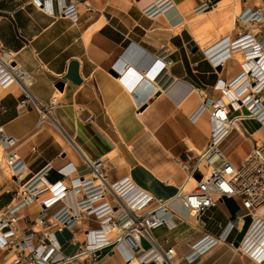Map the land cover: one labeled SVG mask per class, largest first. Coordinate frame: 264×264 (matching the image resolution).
<instances>
[{"label":"crops","instance_id":"1","mask_svg":"<svg viewBox=\"0 0 264 264\" xmlns=\"http://www.w3.org/2000/svg\"><path fill=\"white\" fill-rule=\"evenodd\" d=\"M153 1L67 0L68 4L75 3L78 11V19L74 20L58 11L56 0H53L48 11L34 0H0V52L25 68L33 79L29 89L36 103L24 102L26 96L19 85L0 89V124L5 127L6 133L18 139V149L27 164L28 176L38 173L49 164L57 168L69 162L77 166L80 175L89 172L83 159L86 155L78 151L71 155L57 140L56 135L61 132L51 121L53 117L60 116L57 111L64 107L73 114V138L81 145V149L90 154V157L86 156L88 159L94 160L114 152V158L106 167L110 181L124 174L130 175L139 187L157 199L164 200L174 197L180 187L185 185L188 174L179 160L186 153L198 156L207 149L210 141L209 115L206 113L193 123L187 111L179 106L182 101L178 103L174 98L166 99L159 91L141 109L153 114L148 127L125 140L109 111V105L115 103V98L112 88H105L107 73L116 75L112 62L120 50L136 42L165 62H171L157 77L162 88L169 87L177 78H181L198 87L201 93L216 96L219 92L214 89L215 84L219 79L229 80L236 76L242 70L241 61L232 58L214 68L202 47L228 34L235 37L240 30L264 35V23L245 25L238 22L239 14H236L238 1L242 11L249 7L264 8V0H233L228 2L227 8L220 7L226 0H180L179 4L173 3L183 15L194 11L193 8L202 3H211V9L206 12L205 24H212L207 25L202 33L198 32L204 26L201 13L178 20L174 27L164 11L169 8H162L163 3L160 4L161 11H155L154 14L149 12ZM98 24L97 29L90 33ZM195 46H198V50L193 52ZM58 83H63L62 89L58 88ZM58 91L62 95L58 104H55L53 99ZM199 93L196 92L187 105L191 110L201 103ZM40 103L49 106L52 116L43 123V128L39 124ZM251 122L257 123L255 120L242 121V131L235 129L228 138L235 137L234 149L231 152L225 150V153L236 164L245 160L258 138L255 133L261 127L253 129ZM183 128L202 144L200 151L181 136L179 131ZM126 130L130 131L128 128ZM148 130L152 133L151 137ZM102 141L106 142L104 146H100ZM90 142L95 144L89 145ZM246 142H250L248 152L241 154L239 148ZM236 152L240 154L239 157L235 155ZM60 177L55 169L51 171V180ZM10 178L14 184L7 181L0 186V217L4 209L18 199L14 191L19 181L12 174ZM174 208L179 213V217H176L178 226L172 230L160 227L153 231L156 241L164 249L175 246L180 240L199 231L217 235L229 220L234 219L237 213H242L239 197H225L199 219L188 215L178 204ZM39 211L38 207L26 211L25 218L20 220L17 228L23 231L35 225L33 221ZM92 225L96 226V223L92 222ZM251 226L252 218L249 216L236 220L229 240L207 252L199 263L261 264L247 255L236 253L237 247L231 245L239 243ZM72 231L80 234L82 229ZM143 241L144 246L148 247L150 243ZM70 244L66 254L71 255L77 244L75 247L71 241ZM10 252L8 248L0 250V264L5 262ZM103 253L105 255L100 258L99 264H128L118 253H110V249ZM183 262L182 257L176 260V264ZM77 264H85V261L78 258Z\"/></svg>","mask_w":264,"mask_h":264},{"label":"built area","instance_id":"2","mask_svg":"<svg viewBox=\"0 0 264 264\" xmlns=\"http://www.w3.org/2000/svg\"><path fill=\"white\" fill-rule=\"evenodd\" d=\"M34 2L48 11L53 0ZM56 3L59 12L78 19L75 3L68 4L67 0H56ZM237 20L245 25H260L264 23V8H246ZM239 51H244L246 63L264 66V35L240 30L235 37L228 34L219 39L211 55L203 52L212 66L217 68ZM14 62L7 54L0 52V89L19 85L26 96L24 102L36 103L29 89L33 81L31 73ZM170 63L165 62L160 72ZM112 68L115 71L114 65ZM214 89L219 94L213 97L205 95L198 111L190 117L196 123L204 114L209 115V145L198 156L186 153L179 160L188 174L187 182L174 197L165 200L157 199L139 187L130 176L110 181L106 172V167L112 161L109 153L94 160L84 157V164L89 169L86 175H80L77 166L69 162L57 168L49 164L28 176L27 164L18 149V139L6 133L5 127L0 124V147L4 161L12 171L13 178L19 181L14 191L18 199L4 209L0 217V250L11 249L3 264H77L78 258L85 264H99L107 249H110V253H118L128 264L134 259L141 264H176L178 257H182L184 264H206L199 263V260L214 247L229 240L236 220L249 216L252 218L250 229L264 228V139H255L249 155L241 164L233 162L221 150V145L233 130H239L237 125L242 121L255 120L264 128V73L249 70L229 80L219 79ZM196 91L198 93L200 89L196 87ZM40 105L39 124H42L51 115H46L50 114L49 106ZM54 169L61 175L55 181L50 179ZM129 184L130 191H135V194L132 196L126 191L129 196L125 197L118 189ZM66 197L70 200L73 198V202L68 203ZM225 197L241 198L242 213H237L235 220H229L219 234L199 231L168 249L156 241L154 230L160 227L172 230L178 226L176 217H179V213L174 208L175 204L185 209L191 217L199 219ZM33 207L40 210L33 221L35 225L20 231L17 224ZM37 225L41 229H37ZM53 227L82 229L85 239L79 241L75 237L77 256L64 254L57 258L61 244L53 241ZM245 239L246 236L238 246L231 243L234 248L237 247L235 252L264 264L260 251H240ZM143 240L150 243L148 247L144 246ZM44 254L46 256L42 258Z\"/></svg>","mask_w":264,"mask_h":264},{"label":"bare ground","instance_id":"3","mask_svg":"<svg viewBox=\"0 0 264 264\" xmlns=\"http://www.w3.org/2000/svg\"><path fill=\"white\" fill-rule=\"evenodd\" d=\"M165 1L166 0H154L153 1L154 4L153 6H151L149 12L151 14H154L155 11H161L160 4ZM229 1L231 2L233 0H226L222 2L220 4V7L225 8ZM174 2L175 1L173 0V3ZM237 5L238 6L236 9V14L240 15L243 11V10L241 11L240 9V1L237 2ZM164 11L174 27L175 24H177L178 20L180 19L184 20L190 18V16L192 15L193 16L196 15L194 11L188 12L183 15V13H181V11L174 6ZM99 25L100 24L92 28L90 33L95 31ZM215 43L207 47L203 46L202 47L203 51L204 52L206 51L209 55H211L212 51L215 48ZM244 51H239L232 55L233 58H237L239 59V61H241L240 63L242 70L237 75H240L243 72H247L249 70L250 71L255 70L258 71L259 73L261 72L264 73V66H258V65L254 66L245 62L244 53H243ZM112 63L115 66V71H117L118 75L116 76L107 73L108 80L105 81V88L107 89L111 87L113 90L115 103L109 105V111L111 113V116L114 120L116 127L120 130L125 140H129L131 134L134 135L140 130H143L146 127H148L147 124L149 123L148 122L149 118L152 117L153 114L150 111H142L141 109L145 106V104H147V101H150L159 91H162V95L166 99L174 98L178 103L182 101V103L179 104V106L184 108L190 116H192L193 114H195V112L198 111L200 104L202 103V100L206 95L199 91L200 93L199 92L198 93L200 94L201 103H199V105L195 109L191 110L190 108H188L187 107L188 103L197 92V91L195 92L196 86H194L192 83H190L187 80L177 78L172 83V85H170L165 89L162 88V86L157 81V77L161 73L160 69L165 65V61L136 42L120 50L117 58ZM184 88L186 89V94H184L185 92ZM61 95H62L61 91H58L56 93L53 99V102L55 104H58ZM45 110L48 111L47 109ZM46 115L50 116V114L48 113H46ZM52 122L61 132V134H57L56 137L57 140L60 142V144L66 149V151H69L71 155H74L73 154L74 151H78L79 153L82 152L87 157H90L89 156L90 154L87 151L81 149V145L73 138V126H72L74 122L73 119H66L63 118L62 116H59L53 118ZM44 126L45 125L42 123V125H40V128H43ZM237 127L239 128L240 131H242V127L240 125H237ZM126 128H128L130 131H127ZM258 131L259 132L255 133V136L264 139V128L261 127L260 130ZM179 133L192 147L196 148L199 151L201 150L202 144L196 138L190 135L189 132L187 133L184 128L181 131H179ZM151 134H152L151 131L148 130V135L150 137ZM152 138L153 140H155V143L158 144L156 138L154 136ZM249 143L250 142L248 143L246 142L239 148L241 154L243 153L246 154L248 152L249 149L248 146L250 145ZM131 148L134 149V146L132 145ZM3 154H4L3 151L0 149V163L4 162ZM113 154L114 152L110 153L112 159L114 158ZM68 159H65L64 161L67 162ZM123 165L126 166V163L123 162ZM52 167L54 166L52 165ZM126 176H130V175L127 174L123 175L124 178ZM129 187L130 184L125 187L120 186L118 190L120 191V193H123L122 195H125V197L129 196L128 194H126V191L129 192V194H132V196H134L135 191H130ZM66 200L68 201V203H70L71 201L73 202V198L72 200H70L69 197H66ZM54 231H55V238H53V241L55 242V244L57 243L61 244V248H59L60 254L57 255V258L62 257L64 254L68 252L67 247L71 246L70 239L72 237H76L77 240L79 241H83L85 239L84 232L80 234H76L72 230L64 229V228L62 229L59 227L55 228ZM75 245L76 244H74L73 247H75ZM246 249L250 251L258 250L261 253V257H264V228H259V229L252 228L248 231L246 235V239L240 251L242 250L245 251ZM66 255H69L71 257L77 256L76 247L75 249H73V254L71 255L66 254ZM44 256H46V254H44L42 258H44ZM59 264H62V262H60ZM131 264H141V263L139 262V260L134 259L131 262Z\"/></svg>","mask_w":264,"mask_h":264},{"label":"rangeland","instance_id":"4","mask_svg":"<svg viewBox=\"0 0 264 264\" xmlns=\"http://www.w3.org/2000/svg\"><path fill=\"white\" fill-rule=\"evenodd\" d=\"M176 3H180L181 1L180 0H174ZM187 0H183L182 2H186ZM174 2V4H176ZM163 6H162V8H164V9H167V8H170V7H172L174 4H173V0H166L165 2H163ZM211 9V4H207V3H202V4H200V5H198L197 7H195V8H193V10L195 11V13H201V15H200V17L202 18V17H204V20L202 21L203 23H204V26L202 27V28H200V29H198V30H201V31H198L199 33H202L203 32V30L207 27V25H211L212 23L210 22V23H206L205 24V17H206V12L207 11H209ZM59 101H60V99H59ZM58 114H60V116H62L63 118H66V119H72L73 118V114H71L69 111H67V109L66 108H61V109H59L58 111ZM52 117V116H51ZM54 118V117H53ZM52 122V121H51ZM248 124V123H247ZM249 125V124H248ZM250 126H251V128H259V127H261L262 125H261V123H259V122H257V123H253V122H251L250 123ZM249 126V127H250ZM55 127V126H54ZM55 128H57V127H55ZM86 132V131H85ZM88 137V136H87ZM235 137H232V138H230L229 140H227V141H225L222 145H221V150H223L224 152H225V150L227 151V152H231L234 148H232L233 147V144H234V142H235V139H234ZM89 145H94L95 143H93V142H90V143H88ZM106 144V142L105 141H102L101 143H100V146L101 145H105ZM0 149L3 151V149L0 147ZM102 150H103V148H102ZM110 154V153H109ZM235 155L236 156H240V154L239 153H235ZM11 174H12V171L11 170H9L8 169V167L6 166V164H5V161L4 162H1L0 163V186L1 185H3V183H5V182H7V181H11V182H13V180L10 178V176H11ZM13 184H14V182H13ZM13 188H15V187H13ZM41 226H37L36 228L38 229V228H40ZM41 229V228H40ZM55 229V227H53V228H51V230H54ZM242 236V235H241ZM76 241V242H75ZM71 242L73 243V244H76L77 243V240H75V237H72V239H71Z\"/></svg>","mask_w":264,"mask_h":264},{"label":"water","instance_id":"5","mask_svg":"<svg viewBox=\"0 0 264 264\" xmlns=\"http://www.w3.org/2000/svg\"><path fill=\"white\" fill-rule=\"evenodd\" d=\"M197 50H198V46H195V47L193 48V52H196ZM220 69H221V67H219V70H220ZM114 72H115L116 75H118V73H117L116 71H114ZM57 86H58V88L62 89V88H63V83H58ZM238 244H239L238 242L235 243L236 246H238Z\"/></svg>","mask_w":264,"mask_h":264}]
</instances>
